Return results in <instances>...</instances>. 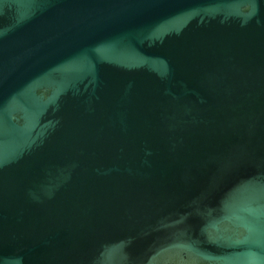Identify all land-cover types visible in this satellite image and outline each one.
<instances>
[{"label": "water", "instance_id": "water-1", "mask_svg": "<svg viewBox=\"0 0 264 264\" xmlns=\"http://www.w3.org/2000/svg\"><path fill=\"white\" fill-rule=\"evenodd\" d=\"M0 264H264V0H0Z\"/></svg>", "mask_w": 264, "mask_h": 264}]
</instances>
